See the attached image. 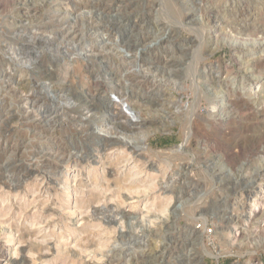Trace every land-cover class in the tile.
Returning <instances> with one entry per match:
<instances>
[{"label": "rangeland", "instance_id": "obj_1", "mask_svg": "<svg viewBox=\"0 0 264 264\" xmlns=\"http://www.w3.org/2000/svg\"><path fill=\"white\" fill-rule=\"evenodd\" d=\"M0 264H264V0H0Z\"/></svg>", "mask_w": 264, "mask_h": 264}, {"label": "bare ground", "instance_id": "obj_2", "mask_svg": "<svg viewBox=\"0 0 264 264\" xmlns=\"http://www.w3.org/2000/svg\"><path fill=\"white\" fill-rule=\"evenodd\" d=\"M167 32H168V31H167ZM136 43H137V42H136ZM163 69H164V68H163ZM135 116H137V115H135ZM140 117H141V116H140ZM140 117L137 116L138 119H139ZM127 118H129V117H127ZM132 118H134V113H133ZM132 118H131V119H132ZM137 118H136V119H137ZM131 119H130V121H131ZM134 122H135V121H134ZM137 123H138V122H137ZM137 123H136V124H137ZM128 145H129V144H128ZM134 147H135V146H134ZM259 187H260V186H259ZM260 192H261V191L259 190V191L256 193L255 197L253 198V201H252V205H253V206L258 207V205L260 204L259 197H258V195L260 194ZM256 207H255V208H256ZM193 232H196V233H197L198 230H196V228H195V229H192V233H193ZM194 234H195V233H194ZM13 244H14V243H13ZM5 250H6V249H5Z\"/></svg>", "mask_w": 264, "mask_h": 264}]
</instances>
